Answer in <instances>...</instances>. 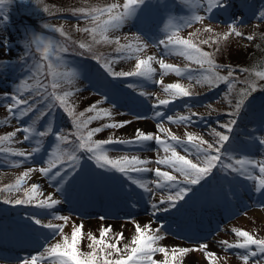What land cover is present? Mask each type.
Returning <instances> with one entry per match:
<instances>
[{"label": "rangeland", "instance_id": "obj_1", "mask_svg": "<svg viewBox=\"0 0 264 264\" xmlns=\"http://www.w3.org/2000/svg\"><path fill=\"white\" fill-rule=\"evenodd\" d=\"M36 1L39 4L43 0ZM78 1L46 0L47 5L54 6V9L52 8V13L41 23L29 21L33 14H30L22 0H10L0 9V64L3 72V75L0 74V137L22 125H34L37 132L52 128L49 135L44 137L33 135L29 141H23L24 133L17 132L14 142L0 145L25 152H30L37 146L41 148L40 152L28 160L0 152V189L14 185L28 169L46 167L49 154L57 144L61 153H71L78 143L75 135H69L76 131L71 118L58 105L49 110L46 104L50 100L38 105L36 110L19 120L12 118L7 110L8 105L13 103L10 97L18 95L19 91H23L21 97L23 99L35 97L34 91L29 92L22 87L23 82L34 83V80L29 79L35 71L34 65L38 62L47 63L40 60L42 53L35 44L26 47V41L33 33L51 40L57 47L68 48V52L60 53L64 63L59 67V71H75L78 75L71 83L63 81L56 91L58 94L72 93L69 100L75 112L77 114L85 112L82 119H86L95 114L86 112V109L96 104L98 109H106L111 113L110 117L93 120L88 125V129L102 128L101 132L93 136V140L109 138L130 140L134 138L135 130L140 129L145 133L159 135L165 140L169 139V133L181 140H186V134H192L215 144L217 140L213 131L215 130L231 137L225 145L230 155L237 158L246 156L258 162L264 161V146L259 144V140L264 139V95L258 96L259 110L249 116L251 119L254 118L255 123L247 116L242 118L240 115L236 117L228 115L230 104L236 106V101L241 98L240 85H244V77H240L236 82L230 81L231 89L227 88L228 85H224L223 88L210 87L203 82V76L207 75V72L184 56L175 53L164 55L165 63L180 68L187 66L190 72H185L182 76L169 72L162 76L159 64L153 61L152 67L156 72L153 79L148 80L140 76L114 78L102 67L103 63L110 62L114 72H131L135 71L137 57L146 59L154 56L157 60L160 59L165 50L155 46L154 41L165 37L170 23L184 25L192 21L191 26L182 27L178 35L191 40L203 51L210 53L216 65L220 64L222 67L228 65L230 70H234L232 65L243 64L242 59L247 56L246 52L256 45L255 37L257 38V33L264 26V18L259 15L264 11V0L229 1L230 7L227 10L215 9L211 13L207 11V0H147L135 18L130 19L120 29L107 33L111 43L101 41L98 44L93 42L89 33L80 30L88 27V21L65 18L67 15L63 13L64 9L68 6L77 7ZM27 2L32 4L33 0ZM109 2L123 4V0ZM24 10L28 13V18L24 17ZM196 16H202L204 19L197 22L194 20ZM233 26L235 31H232ZM57 28H62L66 35L62 36L56 31ZM236 32L241 35H236ZM138 34L141 41L147 43L146 48L138 53L117 51L120 45L138 44L136 41ZM249 36L252 39H248ZM117 39L119 45L115 43ZM205 40L209 43H202ZM80 43L92 45V51L79 48ZM260 53L259 56L263 58L261 61H264V47L260 49ZM94 57H99L100 63ZM256 67L258 66L251 69ZM251 69L246 74L250 79L253 77L257 81H264ZM218 74L221 75L219 72ZM161 79L163 83H156ZM42 82L50 85L51 77L43 78ZM172 83L181 84L192 95L178 96L173 100L170 93L164 90ZM209 89L215 90L207 93ZM215 92L216 96L212 97ZM159 100L173 102L157 106ZM41 110L47 115L41 116ZM157 112L163 113V116H156ZM193 113L198 115L192 116ZM137 116L143 118L137 119ZM167 116L173 117L175 122L168 121ZM180 117L192 119L191 122H183L179 120ZM233 118L237 119V124L233 131L228 133L221 125L227 124ZM124 121L131 123L125 124L122 128L105 127ZM246 124L250 126L249 129ZM157 125L167 132H160ZM58 132L68 135L69 142L57 141L55 133ZM241 135L245 136L244 139L240 137ZM37 140L40 141L39 145L36 143ZM105 148L107 155L113 160L127 156L129 159L137 157L149 161L142 167L152 171L131 172L130 175L147 183L153 192H145L127 176L110 167L107 169L97 167L94 160L88 159V153L77 152L80 156L78 166L74 171L68 169L70 174L66 182L59 192H55L54 198L59 199L61 203L52 209L42 208L36 205L47 194L55 191L53 182L39 171H32L20 190L0 191V264H22L23 260L32 256L38 257V264H52L50 259L41 258V254L47 257L46 248L57 242L62 243L65 236L70 239L74 227L81 225L77 247L82 253L93 251V248L89 247V244H93L89 237L100 239L101 231L108 226H111V231L104 237L106 242L117 243L118 235L123 233V239L118 241V247L123 249L125 245L131 246L137 224L141 227L150 224L153 232L163 226L161 231L156 233L163 237L157 241L156 246L168 249L169 261L173 249H198L201 244L207 245L204 250L178 255L175 264H243L241 256L245 254V250L237 247L227 248L221 242L236 244L241 241L243 238L238 237L234 230H243L257 239H264V191H256L260 176L258 168L249 169L251 175L257 179H249L247 176L216 168L212 175L199 185L181 183V186L191 188L185 198L177 201L176 207L170 208L168 212L159 211L153 215L155 210L151 205L156 203L160 208L167 206L160 204L161 199L175 192V189L170 191L155 188V184L152 183L157 179L154 170L160 168L161 171L176 175L178 182L183 181L179 173L166 165L156 163L166 155L162 146L153 141L135 146L114 143L105 145ZM192 151L194 152V149ZM177 152L197 162L195 155H189L182 147H177ZM64 167H68L67 163ZM33 184L40 185V192L43 195L37 194L32 203L23 205L4 203L5 199L26 198L25 194ZM93 202L95 204H92ZM97 202H103L99 204L100 208H103L101 212L98 210ZM85 205L92 209L86 211ZM56 216L68 217V220L55 219ZM35 219H40L42 224L51 222L61 225L63 232L53 237L52 230L36 225ZM11 253L13 259L2 257L3 254L11 257ZM206 253H215V256L209 258ZM165 259L162 253L157 252L153 255L156 264H161ZM257 261L264 264V259L259 255L250 258L248 264H256Z\"/></svg>", "mask_w": 264, "mask_h": 264}, {"label": "snow or ice", "instance_id": "obj_2", "mask_svg": "<svg viewBox=\"0 0 264 264\" xmlns=\"http://www.w3.org/2000/svg\"><path fill=\"white\" fill-rule=\"evenodd\" d=\"M10 0H0V9H2ZM147 0H123V4L113 3L108 4L104 7H91V8H79L75 11L79 13L86 21L90 22L89 27L80 29L91 35L94 43H100L101 41L106 43H111L109 41L107 33L110 30L120 29L125 25L130 19L135 18L140 12L142 6H145ZM230 7L229 0H207V11L211 13L215 9H225ZM47 10V9H46ZM260 17L264 18V11L260 12ZM204 19L202 16L194 17V20L201 22ZM192 21L186 22L184 25H174L169 24L166 30L165 37L154 41L155 46L162 47L165 51L162 53L161 58L157 60L154 56H149L146 59H140L137 57V63L135 65V71L131 72H114L111 68L110 62H105L102 67L105 71L114 78L128 77V76H140L142 78L151 80L156 72V69L152 67V62L155 61L159 64L161 75H167L169 72L175 73L177 76H182L185 72H190L191 70L186 66L185 68H180L173 64L165 63L163 56L171 53L179 54L184 56L187 60L194 62L199 65L202 70L208 74L203 76V82L207 83L210 87H218L220 81H228L229 77L232 76V72L228 73V76H220L216 71L217 65L212 59L210 53L203 51L197 44L193 43L191 40L181 38L178 33L182 27L191 26ZM47 27V26H46ZM211 31V29H206ZM56 31L60 32L62 36L66 33L62 28H57ZM232 31H235V27H232ZM236 35H241V33L236 32ZM99 37V38H97ZM226 38V37H225ZM248 39H252L251 36ZM136 41L138 44H126L120 45L117 49L118 52H140L148 45L140 39V35L136 36ZM119 45V40L115 41ZM202 43L207 44L209 41L205 40ZM32 44L37 46V49L42 53L40 60L46 61L47 63H37L34 65L35 71L33 72L30 80H34V83H29L24 81L22 87L29 91L35 92V97L31 99H23V91H19L18 95H12L10 99L13 103L8 105V112L10 116L14 119H21L27 116L30 112L37 109V106L49 101L46 107L50 110L53 106L58 105L72 120L75 127V133H69V135H75L78 143L76 144L74 150L71 153H61L59 144L56 148L49 154L47 159L46 167H40L39 169H28L22 176H20L14 185H8L0 191H13L20 190V187L24 183L25 179L29 177L32 171H39L44 177L49 181L53 182L54 192L47 194L43 199L39 200L38 207L52 209L56 205H59L61 201L54 198L55 192L61 190V186L66 182L68 175L70 174L68 169L75 170L79 164L80 156L77 152L88 153V159L94 160L97 167L107 169L111 168L121 174L127 176L133 184L142 188L145 192L152 193L153 189L148 186L147 183L142 182L130 175L131 172L142 173L147 171H152L142 165H146L149 161L140 160L137 157L124 156L120 160L110 159L107 155V149L105 145L108 144H122V145H142L146 142H155L158 146H162L164 153L166 154L162 159L156 161L158 164L166 165L167 167L174 170V172L179 173L183 177L182 182H178L177 176L171 174L167 171H161L160 168H156L155 176L157 179L152 183L155 184L156 189H175L174 194L168 195L166 198L161 199L160 204H166L167 206L160 208L156 203H153L151 207L156 212L163 211L168 212L170 208L176 207V202L183 200L188 192L191 191L190 187L181 186L184 185H199L202 181H205L207 177L212 175L213 170L216 168H221L226 171H231L237 173L241 176H247L249 179H257L251 175L249 169L258 168L259 178L256 185V191H264V161H255L249 157L237 158L228 153L225 145L228 144L231 137L228 134L222 132H215L217 140L215 144L208 143L202 137H197L192 134H186V140H181L175 135L169 133V139H162L159 135H154L152 133H145L140 129L135 130V136L130 140L112 139L107 140H93V136L96 133L102 131V128H92L88 129V125L91 121L100 119L103 117H110L111 113L106 109H98L96 104L91 105L86 112L95 113L92 116L85 117V112L76 113L74 107L71 105L69 97H71V92H63L62 94L57 93V89L61 87L63 81L68 83L72 82L78 73L75 71H59V67L64 63L63 57L60 53L68 52L66 47H57L51 40H46L44 37L33 33L31 38L26 41V47H31ZM79 48L85 49L86 51H92V45L87 43H80ZM82 54V53H81ZM54 57V58H53ZM98 63H100L99 57H94ZM206 66V67H205ZM46 69V70H45ZM256 76L260 79H264V71L256 72ZM45 77H51V83L45 84L42 79ZM189 78H191L189 76ZM199 82V81H198ZM156 83H163L162 79L156 81ZM131 86V85H130ZM49 87L51 91H49ZM232 85L229 84V89ZM173 97V100L178 96L188 97L191 96L186 88H184L179 83L168 84L165 89ZM257 90L255 83L249 84L248 89L241 90V98L236 102V106L233 112L228 113V115L236 117L239 115L241 108L244 106L245 101L252 92ZM141 95H145L141 93ZM173 100H159L158 105H167ZM23 106V107H21ZM41 116L47 115L46 112L40 111ZM198 114L193 113L192 116H197ZM156 116L161 117L163 113L157 112ZM143 117L137 116V119H142ZM166 119L170 122L173 121V117L167 116ZM192 117H180L179 120L183 122H191ZM131 123V121H124L119 124L105 125V127H124L125 124ZM237 124V119L233 118L227 124L221 125L222 128L226 129L228 133L233 131V127ZM160 132H167L166 129L157 125ZM17 132H23V141H29L33 135L44 137L52 133V128L48 127L45 131L37 132L34 125L24 126L17 128L15 131L8 133L5 136L0 137V145L14 142ZM57 141L61 143H68V135H63L61 133H55ZM19 141V142H23ZM37 145L40 141H36ZM259 144L264 146V139L259 140ZM206 145V146H205ZM177 147H182L183 150L189 155H195L197 162H193L185 155H180L177 152ZM194 149V152L192 151ZM41 148L39 146L33 148L30 152H25L22 150H14L8 147H0V152L8 153L11 155L22 157L24 160L32 159L34 155L40 152ZM170 153V155H167ZM227 161V162H226ZM67 163L68 167L65 168L64 165ZM43 195L40 192V185L33 184L29 190L26 192V198L9 200L5 199L6 204L23 205L32 203L36 199V196ZM55 219L67 221L68 217L56 216ZM104 219V217H101ZM34 223L36 225H41L44 228L52 230L53 237L59 235L63 232V227L61 225L53 224L51 222L47 224H42L40 219H35ZM162 225L155 229L153 232L150 224H146L141 227L139 224L136 225L135 231L136 235L131 241L130 245H125L123 249L118 247V241L123 239V233H120L117 237V243L106 242L104 237L108 232L111 231V226L104 228L100 233V239L94 236L89 238L93 241V244H89L93 251L88 253H82L78 250L77 241L81 235L82 225L74 227L71 238L67 236L63 237V242H57L46 248L47 257L52 261V264H156L153 260V255L157 252L162 253L165 256V260L161 264H175L177 256H183L190 251L204 250L207 248L206 244H201L198 249L189 248H179L173 249L171 252V260L169 261V251L165 247L156 246L157 241L161 240L163 237L157 235L162 229ZM238 237L243 238L236 244H230L227 241H222L227 248L237 247L245 250V254L241 256L243 264H248L249 259L256 256H261L264 259V239H257L250 233L243 230H234ZM151 232V234H148ZM98 245L99 247H94ZM253 247L255 250H253ZM206 256L212 258L215 253H206ZM22 264H38V257L32 256L30 259H25ZM259 264V261L256 262Z\"/></svg>", "mask_w": 264, "mask_h": 264}, {"label": "trees", "instance_id": "obj_3", "mask_svg": "<svg viewBox=\"0 0 264 264\" xmlns=\"http://www.w3.org/2000/svg\"><path fill=\"white\" fill-rule=\"evenodd\" d=\"M23 4L25 3L27 6V9L30 10V14H33V17H30L31 19H29V21L31 23H41L42 21H45L48 18V15L51 14V10L54 6H49L46 3V0L41 1L38 4V1L33 0V3L30 4L27 2V0H22ZM40 1V0H39ZM110 0L104 1V0H79L77 4H79L77 7H70L68 6L66 9H64L65 11H63V13H66V17L67 19H76L77 21H86L79 13H77L75 10L79 9V8H91V7H104L108 4H113L111 2H109ZM113 2V0H111ZM181 1V0H178ZM230 2H234V1H258V0H229ZM108 2V3H107ZM51 7V8H50ZM47 9V10H46ZM54 9V8H53ZM25 15L24 17L28 18V13L24 10ZM88 27L90 26V22L88 21L87 23ZM257 38L255 37V42L256 45L255 47L253 46L252 48H249V52H246L247 56L243 57V64L241 65H232L234 70H230V68H228V65H224L223 67L220 64H217V68L216 71L219 72L221 75L220 76H228V73L231 71L232 72V76L229 77L228 81H222L221 83H219L218 88H223L224 85H228L227 88H229V84L230 81L232 82H236L237 80H240V77H244V85H240L241 86V90L242 89H248L249 84L255 83L257 90L255 92H252L250 96L247 97L244 106L241 108L239 115L243 118V117H248L251 116V114L256 113V111L259 110V106H258V101H259V97H261L262 95H264V81L260 80L257 81L256 78L251 77V79L248 77L247 72L253 67V66H258L254 69L255 72L261 71L264 69V61L262 56L260 53V49L262 47H264V26L263 28H260L259 32L257 33ZM254 61V62H253ZM259 62V63H257ZM255 63V64H253ZM253 64V65H252ZM252 65V66H251ZM231 67V66H229ZM2 66L0 64V74L3 75V72L1 71ZM225 70V71H224ZM224 71V72H223ZM247 77L250 79V81H247ZM1 78V76H0ZM215 89L210 90L207 93H211L214 92ZM211 91V92H210ZM228 91V90H226ZM262 94V95H261ZM260 95V96H259ZM216 96V92L214 95H212V97ZM259 96V97H258ZM240 99V98H239ZM238 99V100H239ZM237 100V101H238ZM234 101H236V99L234 98ZM236 101V102H237ZM231 109H228V113L233 112L235 109V106L233 107L232 104H230ZM251 122H254V118H249ZM247 129H249V125L246 124ZM242 139H244L245 136L241 135L240 136Z\"/></svg>", "mask_w": 264, "mask_h": 264}, {"label": "bare ground", "instance_id": "obj_4", "mask_svg": "<svg viewBox=\"0 0 264 264\" xmlns=\"http://www.w3.org/2000/svg\"><path fill=\"white\" fill-rule=\"evenodd\" d=\"M143 225H144V223H143Z\"/></svg>", "mask_w": 264, "mask_h": 264}]
</instances>
